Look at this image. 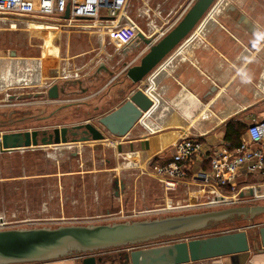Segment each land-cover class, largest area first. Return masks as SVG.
I'll list each match as a JSON object with an SVG mask.
<instances>
[{
    "label": "rangeland",
    "instance_id": "obj_1",
    "mask_svg": "<svg viewBox=\"0 0 264 264\" xmlns=\"http://www.w3.org/2000/svg\"><path fill=\"white\" fill-rule=\"evenodd\" d=\"M189 1L129 0L127 13L139 31L150 34L148 37L161 27L166 29L165 34L192 5L188 7ZM221 3L216 0L198 24L204 25L211 19ZM192 35L191 31L181 42ZM138 43L133 44L135 49L128 56L117 55L101 29L27 24L24 19L14 23L0 14V134L34 129L51 131L86 122L98 125V118L119 106L131 91L149 86L148 77L157 67L141 82L142 86L131 83L125 75L126 68L138 63L148 50L138 57L137 52L143 51L145 45ZM53 85L58 87L57 98L48 94ZM152 98L155 108L159 97L154 93ZM106 138L71 143L57 150L53 145L0 149V217L4 222L0 229L113 223L246 204L264 205V174L240 176L232 187L223 188L192 180L190 174L175 190L166 191L148 173L156 162L151 159V164L146 163V155L125 151L118 154L117 143H123L126 136L119 138L106 133ZM158 158L153 159L160 161ZM115 179L123 182V189L115 190ZM255 186L258 189L255 196L248 195V188ZM241 191L245 195L239 198ZM218 195L225 196L227 202L214 203ZM262 225L264 214L252 221L235 215L139 247L246 230L251 250L261 247L257 230ZM130 249L122 246L94 253L103 259V264H111L112 258L116 260L118 254Z\"/></svg>",
    "mask_w": 264,
    "mask_h": 264
},
{
    "label": "water",
    "instance_id": "obj_2",
    "mask_svg": "<svg viewBox=\"0 0 264 264\" xmlns=\"http://www.w3.org/2000/svg\"><path fill=\"white\" fill-rule=\"evenodd\" d=\"M216 0H195L180 21L159 40L152 42L142 33L138 38L148 45V50L139 62L127 67L125 75L131 83H141L157 65L187 37ZM68 17V9L64 15ZM131 47L135 48L134 45ZM122 55L132 53L129 47L121 50ZM58 87L53 85L48 94L58 97ZM154 106V100L140 87L113 110L99 117L98 125L86 122L70 127H56L51 131L27 130L0 134L1 150H25L49 145L90 143L105 141L106 133L114 137L127 136L132 128ZM148 148V141L141 146ZM120 148V145H118ZM131 148L133 145L131 144ZM114 188H124L121 180H114ZM118 193L117 191L115 192ZM248 195L254 189L248 188ZM245 193L239 192V197ZM222 199L221 196L214 200ZM264 214V205L231 206L186 214L167 215L152 219L120 221L97 224H60L56 227H16L0 229V264L46 263L64 257H74L78 264H103V259L94 251L134 246L164 236H175L202 229L212 221L230 216H241L252 221ZM0 222L2 218L0 217ZM259 244L264 248V225L257 230ZM250 249L246 230H238L207 237L176 241L128 250L121 256V264H189L207 259L247 253Z\"/></svg>",
    "mask_w": 264,
    "mask_h": 264
},
{
    "label": "crops",
    "instance_id": "obj_3",
    "mask_svg": "<svg viewBox=\"0 0 264 264\" xmlns=\"http://www.w3.org/2000/svg\"><path fill=\"white\" fill-rule=\"evenodd\" d=\"M221 2L212 18L204 25L197 24L192 37L179 43L170 52L175 54L164 58L148 77L146 93L150 97L157 94L159 105L143 116L139 128L132 129L123 143H117L118 154L125 151L146 155V163L154 157L166 159L162 155H172L175 143L183 137L198 138L206 152L226 150L224 134L228 123L247 128L264 119V0ZM143 47L138 57L147 49ZM143 140L148 141V148L141 146ZM197 163L196 169L210 171L208 161ZM253 173L264 174L251 172L245 164L237 178ZM253 189L258 191L256 186ZM77 261L64 257L29 264H78ZM190 264H264V248L255 246L247 253Z\"/></svg>",
    "mask_w": 264,
    "mask_h": 264
},
{
    "label": "built area",
    "instance_id": "obj_4",
    "mask_svg": "<svg viewBox=\"0 0 264 264\" xmlns=\"http://www.w3.org/2000/svg\"><path fill=\"white\" fill-rule=\"evenodd\" d=\"M194 1L190 0L189 5ZM128 4L129 0H0V14L14 23L24 19L52 23L56 27L101 29L102 33L108 35L114 52L120 55L124 47H131L140 41L138 33H142L127 13ZM67 9L68 17L65 18ZM165 30L161 27L149 37L142 34L155 42L164 35ZM145 46L148 48V45ZM199 160L208 161L209 172L195 168ZM245 164L251 172L264 173V119L248 126L245 138L241 139L238 147L231 150L206 152L198 138H180L174 145L173 154L166 159L161 157L148 173L166 191L175 190L190 174L192 180H198L204 185L210 183L214 188H223L234 185L240 168ZM218 196L222 199L215 200L214 203L227 202L225 196ZM135 248L140 247L129 246L130 250Z\"/></svg>",
    "mask_w": 264,
    "mask_h": 264
},
{
    "label": "trees",
    "instance_id": "obj_5",
    "mask_svg": "<svg viewBox=\"0 0 264 264\" xmlns=\"http://www.w3.org/2000/svg\"><path fill=\"white\" fill-rule=\"evenodd\" d=\"M246 126L243 124L228 123L225 128L224 141L228 149H235L239 146L242 133L246 130ZM154 159L153 161H155ZM152 161V162H153ZM207 162V161H206ZM206 168L207 165H206Z\"/></svg>",
    "mask_w": 264,
    "mask_h": 264
},
{
    "label": "bare ground",
    "instance_id": "obj_6",
    "mask_svg": "<svg viewBox=\"0 0 264 264\" xmlns=\"http://www.w3.org/2000/svg\"><path fill=\"white\" fill-rule=\"evenodd\" d=\"M3 20V19H2ZM27 24H42V25H50V26H52V27H56L54 24H52V23H45V22H35V21H27ZM155 28H157V27H155ZM138 42H140V41H138ZM140 122V121H139ZM136 127V125L132 128V129H134ZM131 132V131H130ZM68 145V144H67ZM50 146V145H49ZM63 146H66V145H57L56 146V150L58 149L57 147H63ZM54 147V146H53ZM55 148V147H54ZM53 154V153H52ZM53 155H55V154H53ZM256 193V192H255ZM231 198V197H230ZM227 199V198H226ZM4 224V222L2 221V222H0V225H3Z\"/></svg>",
    "mask_w": 264,
    "mask_h": 264
},
{
    "label": "flooded vegetation",
    "instance_id": "obj_7",
    "mask_svg": "<svg viewBox=\"0 0 264 264\" xmlns=\"http://www.w3.org/2000/svg\"><path fill=\"white\" fill-rule=\"evenodd\" d=\"M121 256H122L121 253L118 254L116 257V260H114V258H112L110 263L114 264L115 261L117 262V264L123 263V258Z\"/></svg>",
    "mask_w": 264,
    "mask_h": 264
}]
</instances>
